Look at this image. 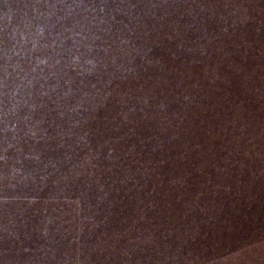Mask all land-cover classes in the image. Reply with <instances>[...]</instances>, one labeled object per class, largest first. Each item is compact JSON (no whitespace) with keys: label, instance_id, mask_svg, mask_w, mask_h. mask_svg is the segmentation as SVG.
Returning a JSON list of instances; mask_svg holds the SVG:
<instances>
[{"label":"rangeland","instance_id":"1","mask_svg":"<svg viewBox=\"0 0 264 264\" xmlns=\"http://www.w3.org/2000/svg\"><path fill=\"white\" fill-rule=\"evenodd\" d=\"M125 2L144 5L162 0ZM35 3L0 0V27L5 13L15 24ZM168 3L181 6L166 22L172 25L165 30L173 38L157 41L148 55L163 59L168 68L191 71L190 83L198 88L186 92L181 80L173 77L171 88L165 89L164 111L154 115V110L145 109L147 116L138 111L135 122L120 132L104 131L103 117L109 113L101 112L88 139L91 150L101 157L97 163L103 191L83 180L65 191L71 200L81 201L79 215L75 205L63 200L46 203L57 191L51 183L55 176L46 187L26 189L37 197L30 206L0 200V225L13 215L25 221L19 238L0 230V262L15 258L17 252L21 260H28L50 247L56 253L51 264H73L78 250L87 264H264V0ZM200 5L212 10L189 14L193 9L200 12ZM185 95H195L191 107ZM12 124L10 120L5 133L0 123V149L5 137L12 141L17 135ZM49 133L54 134V126ZM119 137H124L119 143H106ZM33 145L45 153V160L51 157L58 163L61 172L76 162L79 151L39 137L21 141L25 152ZM112 146L114 154L109 152ZM18 193L19 188L8 190L9 197ZM150 193L152 200L167 206L171 218L159 247L137 242L140 230L149 227L136 221L143 207L140 201ZM47 219L54 223L44 236L41 230Z\"/></svg>","mask_w":264,"mask_h":264},{"label":"clouds","instance_id":"2","mask_svg":"<svg viewBox=\"0 0 264 264\" xmlns=\"http://www.w3.org/2000/svg\"><path fill=\"white\" fill-rule=\"evenodd\" d=\"M27 7L30 11L15 24L12 16L5 13L6 22L0 27V123L5 125L6 133L11 120L17 131L12 138L14 142L5 137L4 147L0 149L3 164L0 200L4 204L16 202L30 206L37 197L26 189L30 185L46 187L55 176L51 183L57 191L46 203L63 200L70 206L75 205L74 211L79 215L81 201L71 200L65 191L70 184L81 180L88 187L95 183L103 191L97 163L101 157L99 152L91 150L88 139L91 125L101 120V112L109 113L103 117L104 131L120 132L135 122L133 117L138 111L145 116V109L154 110V115L164 111L165 89L171 88L173 77L181 80L186 92L198 88L190 83L191 71L168 68L163 59L148 55L157 41L173 38L165 30L172 27L167 25V18L178 13L181 6L168 0L144 5L125 0L120 3L37 0ZM199 8L200 12L193 9L189 14L212 10L204 5ZM146 17L154 23L149 25ZM184 99L191 107L196 97L185 95ZM109 105H112L111 111ZM53 126L54 134H50L49 128ZM38 137L46 143L58 141L61 148L79 149L76 162L61 172L60 165L53 163L51 157L45 160V153L37 151L34 145L31 151L25 152L21 141L27 143ZM122 139L106 143L114 145ZM10 149H14L13 155H9ZM115 151L114 146L109 148L110 153ZM49 167L55 171L49 172ZM17 188L19 193L9 197L8 190ZM140 203L143 207L136 222L149 227L140 230L137 242L159 247V240L170 230L167 206L152 200L151 193ZM150 213L155 215L150 218ZM44 223L41 231L48 236V225L54 221L47 219ZM24 226L22 216L13 215L0 225V230L19 238V229ZM110 247L115 250V245ZM91 251L95 252L96 248ZM81 255L78 250L73 264H87L80 259ZM55 260V250L44 247L28 260H21L17 252L15 258L0 264H51Z\"/></svg>","mask_w":264,"mask_h":264}]
</instances>
